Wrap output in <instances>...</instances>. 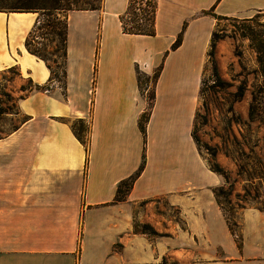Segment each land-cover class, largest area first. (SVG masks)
<instances>
[{
    "label": "crops",
    "instance_id": "obj_1",
    "mask_svg": "<svg viewBox=\"0 0 264 264\" xmlns=\"http://www.w3.org/2000/svg\"><path fill=\"white\" fill-rule=\"evenodd\" d=\"M157 1L155 35L124 32L131 0L68 13L67 96L54 82L20 99L25 120L0 138V264H264V211L243 209L240 246L216 196L226 179L193 134L216 17H250L264 0ZM39 16L0 11V72L18 66L44 86L52 70L27 48ZM161 67L151 103L143 77ZM160 201L167 212L156 220L137 214Z\"/></svg>",
    "mask_w": 264,
    "mask_h": 264
},
{
    "label": "rangeland",
    "instance_id": "obj_2",
    "mask_svg": "<svg viewBox=\"0 0 264 264\" xmlns=\"http://www.w3.org/2000/svg\"><path fill=\"white\" fill-rule=\"evenodd\" d=\"M103 2L0 0V10L14 11L32 5L40 9L39 14L47 10L58 12L60 21L55 26L64 33L68 7L100 9ZM133 17L128 13L125 20L132 24ZM216 18L214 34L220 37L216 51L219 70L215 72L213 58L209 56L193 134L209 165L217 160L230 171L234 184L233 202L226 196H222L220 202L237 234V241H240L239 219L243 209L254 207L264 211V10L247 18ZM38 35L40 44L36 46L48 53L53 39L52 28L45 27ZM64 63L61 60V64ZM52 64L59 70L54 58ZM156 79L157 73L150 79L143 77V85L151 84V103ZM23 87L27 90L23 91ZM32 87L29 79L21 78L18 69L0 72V108L5 111L0 115V138L7 137L25 120L19 101ZM75 126L85 138L88 137L86 128L81 131L82 124L75 123ZM160 202L152 206L139 203L136 212L142 213L143 218L152 216L156 220L157 216L167 212L164 201ZM168 212L176 214V211ZM136 230L153 240L162 235L152 221H137Z\"/></svg>",
    "mask_w": 264,
    "mask_h": 264
},
{
    "label": "trees",
    "instance_id": "obj_3",
    "mask_svg": "<svg viewBox=\"0 0 264 264\" xmlns=\"http://www.w3.org/2000/svg\"><path fill=\"white\" fill-rule=\"evenodd\" d=\"M144 1L145 0H131L129 9L126 12V14L130 13L134 16L132 19V24L125 20L126 14L122 16L123 28H124L125 33L146 34V35L156 34V17H157V10H158V1L157 0H147L146 6H141V12H139L138 4L139 3L143 4ZM92 8L98 9L96 7H92ZM57 9H63V8H57ZM72 10H80V9H76L73 7L67 8V11L69 12ZM14 11L39 12L40 9H38V7H33L32 5H30L29 7H24L22 9H17ZM68 13H67V17L65 20L64 33H61L58 27L55 26L56 22L60 21V14L58 12H52V11L47 10L45 12L40 13L37 24L27 39L28 50L32 52L33 54L39 56L43 60H45L52 70L51 83L47 85H44V86L38 85V84H35L33 80H30L33 84V87L30 89V93L35 92V91H41V90H44V91L51 90L52 83L58 82L61 85V87L65 90V93H64L65 96H67V57H68V42H69ZM45 27L52 28V34H53V39L51 41L52 42L51 50L48 53L45 50H42L36 46V44H40L38 41L39 39L38 33L42 31V29H44ZM219 38L220 37L214 34L213 43H212V47L210 51V56L213 58L214 69L216 73H218V70H219L218 65H217V60H216V51L218 47V42L220 40ZM182 42H183V35L179 37V39L177 40L175 44V47L180 46ZM53 58H54V62L58 64V68L60 71L56 70L54 65L52 64ZM61 60H64L65 62L64 65L61 64ZM14 69L19 70L18 66L12 67L9 70H14ZM161 70H162V67L157 72V78H159ZM19 74L21 75L20 70H19ZM26 90L27 89L23 87V91H26ZM27 95L22 96L21 99L25 98ZM152 99L153 100L155 99V94H153ZM4 112L5 111H2V109L0 108V115L3 114ZM148 120H149L148 114L147 115L145 114L141 120V127L145 134H147ZM75 129L77 131L76 126H75ZM83 129H85L84 126L82 127V130H81L82 132H84ZM77 134L83 141L85 142L87 141V138H85V136L81 132L77 131ZM214 156H216V153H214ZM145 166H146V158H144L142 166L140 170L137 172V174L120 185L119 192H118V198L120 200L127 199L129 192L132 190L137 178L141 175V173L145 169ZM210 167L213 171L223 175L226 179V185L216 190V196L219 202L222 196H226L227 199L230 200V202H233L231 198L234 194V184L231 181L230 171L220 161H217V160H215L214 163H211ZM125 186H126V189H125ZM227 186H229V188H227ZM220 204L223 207L222 202H220ZM231 229L233 233L237 235L232 226H231ZM239 237H241V240L238 242H239V245L241 246L243 243V237L242 235H240Z\"/></svg>",
    "mask_w": 264,
    "mask_h": 264
},
{
    "label": "built area",
    "instance_id": "obj_4",
    "mask_svg": "<svg viewBox=\"0 0 264 264\" xmlns=\"http://www.w3.org/2000/svg\"><path fill=\"white\" fill-rule=\"evenodd\" d=\"M146 4H147V0H145L143 4L139 3L138 4V6H139L138 11L141 12V6H146Z\"/></svg>",
    "mask_w": 264,
    "mask_h": 264
}]
</instances>
